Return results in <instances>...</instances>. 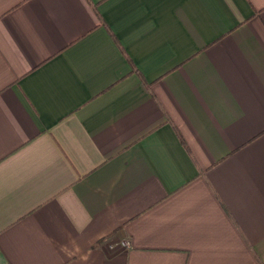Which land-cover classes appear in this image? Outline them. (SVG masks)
I'll return each mask as SVG.
<instances>
[{
	"label": "crops",
	"instance_id": "0c3cea01",
	"mask_svg": "<svg viewBox=\"0 0 264 264\" xmlns=\"http://www.w3.org/2000/svg\"><path fill=\"white\" fill-rule=\"evenodd\" d=\"M0 264H264V0H0Z\"/></svg>",
	"mask_w": 264,
	"mask_h": 264
},
{
	"label": "trees",
	"instance_id": "16d2710c",
	"mask_svg": "<svg viewBox=\"0 0 264 264\" xmlns=\"http://www.w3.org/2000/svg\"><path fill=\"white\" fill-rule=\"evenodd\" d=\"M109 32L112 35V37L115 39V41L117 42V44L119 45L120 49L125 53L126 57L131 60V58L128 56V54L126 53V51L124 50V48L122 47V45L119 43L118 39L116 38L115 34L113 33V31L109 28Z\"/></svg>",
	"mask_w": 264,
	"mask_h": 264
},
{
	"label": "built area",
	"instance_id": "2783aa9c",
	"mask_svg": "<svg viewBox=\"0 0 264 264\" xmlns=\"http://www.w3.org/2000/svg\"><path fill=\"white\" fill-rule=\"evenodd\" d=\"M121 245H122L123 248H129V247H130V243H129V241H123V242L121 243Z\"/></svg>",
	"mask_w": 264,
	"mask_h": 264
}]
</instances>
